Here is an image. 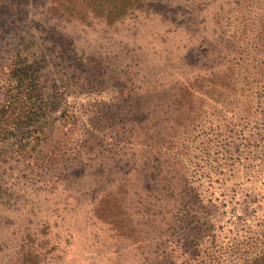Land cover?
Masks as SVG:
<instances>
[{
  "label": "rangeland",
  "instance_id": "374dc122",
  "mask_svg": "<svg viewBox=\"0 0 264 264\" xmlns=\"http://www.w3.org/2000/svg\"><path fill=\"white\" fill-rule=\"evenodd\" d=\"M142 4L114 21L85 0H0V115L26 110L19 55L45 54L44 90L53 81L63 90L52 117L46 109L29 128H43V140L1 141L0 123V264L193 259L181 245L192 235L194 199L181 193L206 147L197 126L209 133L213 98L227 87L215 85L229 65L221 41L239 54L257 45L263 4Z\"/></svg>",
  "mask_w": 264,
  "mask_h": 264
},
{
  "label": "trees",
  "instance_id": "16d2710c",
  "mask_svg": "<svg viewBox=\"0 0 264 264\" xmlns=\"http://www.w3.org/2000/svg\"><path fill=\"white\" fill-rule=\"evenodd\" d=\"M85 1L92 13L114 21L143 6L142 0ZM259 2L263 14L264 0ZM261 34L262 38H254L259 39L257 45L240 54L230 39L221 41L229 65L217 70L221 82L214 84L227 87L222 99L213 98L209 133L197 126L207 148L200 150L199 161L193 163L195 176L184 181L181 193L184 200L194 199L187 206L186 218L195 219L192 235L188 232L181 245L183 250L193 249L189 253L193 259L181 264H264V31ZM36 56L32 60L33 56L22 54L14 63V75L19 87H24L20 102L26 110L9 117L0 115V123L5 124L1 141L9 135L21 146L43 140V128L36 132L29 128L46 118V109L52 117L62 103L63 90L57 81L50 83L49 93L44 90L43 70L48 69V60L45 54ZM206 203L215 210L205 212Z\"/></svg>",
  "mask_w": 264,
  "mask_h": 264
}]
</instances>
